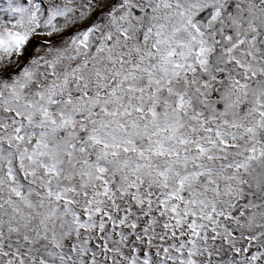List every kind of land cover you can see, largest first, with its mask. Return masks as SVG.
<instances>
[{"label":"snow or ice","instance_id":"1","mask_svg":"<svg viewBox=\"0 0 264 264\" xmlns=\"http://www.w3.org/2000/svg\"><path fill=\"white\" fill-rule=\"evenodd\" d=\"M0 264H264V0H0Z\"/></svg>","mask_w":264,"mask_h":264}]
</instances>
